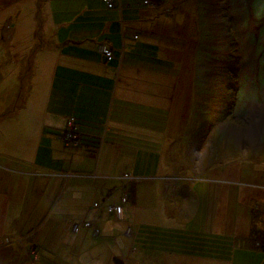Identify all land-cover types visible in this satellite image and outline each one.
<instances>
[{"label": "rangeland", "instance_id": "rangeland-1", "mask_svg": "<svg viewBox=\"0 0 264 264\" xmlns=\"http://www.w3.org/2000/svg\"><path fill=\"white\" fill-rule=\"evenodd\" d=\"M121 1L123 9L108 10L103 0H25L21 4L0 0V126L3 120L37 123L73 118L81 133L106 144V173L111 164L118 163L122 172L113 169L112 180L100 186L105 190L98 191L96 198L93 192H84V198L89 199L78 205L80 214L74 222L85 221L87 214L91 220L95 215H106L94 204L104 205L102 200L109 193L106 206L120 203L123 193L130 194L134 188L139 192L137 219L146 225L180 224L191 233H207L216 224L226 229L236 216L247 225L246 214L260 211L259 203L264 202V0ZM113 15L117 18L112 20L116 23L112 35L100 37L103 24ZM49 20L53 27L45 30ZM134 35L140 39L134 40ZM107 40L114 44L116 55L125 58L123 67L134 69L131 76L119 71L114 78L115 64L108 65L99 51ZM57 52L74 56V70H66L68 76L63 78L68 79L71 96L65 91H51L45 75L48 70L36 68L37 54ZM82 60L88 61V69L113 74L105 82L79 73ZM102 83L107 85V93L98 90ZM70 98V103L80 108L61 109L60 115H55L52 105L68 103ZM105 103L104 120H112L110 130L99 122V107ZM86 108L92 111L91 117L86 115ZM1 128L0 264H8L13 254L16 261L23 252L17 245L5 249L10 244L3 233L15 231L25 240L32 233L43 232L51 241L58 231L54 221L58 205L67 203L65 194L70 190L62 183L54 186L56 179L50 176H56L55 169L87 170L78 169L84 164L72 165L79 160L72 161L69 156H77L78 147L73 146L75 141L70 147L59 141L55 129L49 131L54 139L41 138L36 126V135L27 133L24 150L18 154L12 142L2 143ZM82 147L81 161L86 158L85 165L90 164ZM138 152L150 155V163L140 157L138 177L131 174L135 185L126 187L121 178L131 171ZM167 176L184 182L191 194V206L185 200L186 190L176 194L166 191V181L160 178ZM25 183L28 189L23 201ZM34 187L42 194L40 198ZM128 206L132 208L131 203ZM167 211H177V218L171 219ZM234 220L230 222L236 223ZM123 226L121 242L98 236L91 245L80 242L73 247L66 234L69 252L65 245L53 252L41 241L35 263L84 264L82 256L89 252L100 264H122L121 250L131 252L136 239L126 237L130 227ZM136 226L138 230V224H133L134 231ZM159 240L162 242L161 237ZM105 241L108 245L103 247ZM142 245L145 248L138 245L139 250L131 253L133 261L127 264H161L158 257L165 261L167 253L177 257L171 263L168 256L166 264H179L184 256L183 252L154 248L147 242ZM146 250L150 256L140 259ZM198 252L187 257L193 264L225 256ZM195 256L202 259L197 262ZM252 264L264 261L255 259Z\"/></svg>", "mask_w": 264, "mask_h": 264}, {"label": "crops", "instance_id": "crops-1", "mask_svg": "<svg viewBox=\"0 0 264 264\" xmlns=\"http://www.w3.org/2000/svg\"><path fill=\"white\" fill-rule=\"evenodd\" d=\"M16 1H20V4L21 2H25V0H16ZM122 7H123V4H122V1L120 0V2L116 5L115 9L119 8L121 10L123 9ZM49 16L52 17L51 15ZM116 18H117L116 15H113L111 17L109 16V21L103 24V27H102L103 31H99V32H102L100 37H103L105 35L107 36L108 34L112 35L111 30L113 29L114 25H116V23L112 22V20L114 21ZM53 24L54 23H52V21L49 20L44 25V29L49 30L50 28L53 27ZM139 39L140 38L138 36V40ZM102 47H105L112 51L113 56H114L113 60H110V61L107 60V58L103 55L101 51ZM59 49H55V50L59 51ZM115 50L117 49L115 48L114 44L111 43L110 40L105 41L99 47L101 58H103V60H105V62L108 63V65L115 64L114 66L117 71L115 70L116 72L114 74V78L117 77V72L119 71L120 73L127 71L128 74H126V76L127 77L131 76L134 72V69L124 68L123 62L125 58H122L123 55L117 56ZM35 62H37V67H36L37 69L42 67L41 69H38V70H41L42 72L45 71L46 69L48 70V72L46 71L45 75L49 77L48 83L52 87L51 91L58 92V93H60L61 91H65L66 93H69V95L71 94L70 91L72 89H70L69 88L70 86L67 84L68 79L63 80V78L65 76H68L67 71H70L69 68H72L74 70V64H73L74 56L64 54L63 52H60V53L57 52L55 54H42V55L39 53L35 57ZM88 66H89L88 61L82 60V64L79 65V67H81L82 69H78V72L84 73V74L89 73L90 77L103 79L105 82H107V79H108L107 76L113 74L109 70H107V72L102 71L103 73H106V74H102V72H97L92 69H88ZM92 72L94 74H92ZM64 73H66V75ZM69 74L71 75L72 73L70 72ZM123 76H124V73H123ZM59 83L61 87L58 88L57 84ZM81 85L85 86V83H81ZM116 87L118 88V85L115 86V89ZM98 90L100 92L107 93L108 92L107 85L105 83H102L101 87H99ZM88 98L90 97L88 96ZM71 99L73 98H70L68 103H60V102L55 101L56 106L52 105V110H54V113H56L55 115L57 114L60 115V113L62 112L61 109L80 108L78 105H73L72 103H70ZM105 100H107V98ZM53 102L54 100L51 99V103ZM104 105H106V103L102 104V106L99 107L100 108L99 115L101 116V120H99V122L104 127V129L110 130V128L112 127V120H104L107 114V111H104L105 110V107H103ZM49 108H51V104ZM58 110H61V112H58ZM85 113L88 117H91L90 114L92 113V111L86 108ZM72 120L74 122V129L76 131L75 125L78 126V121L74 120L73 118L71 120H58V121L57 120H41L40 122H37V123L34 120H8V122L7 120H3L0 126L2 127L1 129L3 130V131L1 130L3 134L1 141L2 143L5 142L6 144H9L10 142H12L11 146L16 147L18 154H21V151L24 150V147H25V138L27 137V133L30 132L29 136H31V134L33 133H35L36 135V132H35L36 126L38 127L37 130H39V132L37 133L41 136V138L54 139L52 138L49 131H52V129H55L58 132L56 134L58 137L57 139L59 140L60 133L61 132L63 133L66 130H68L70 121ZM78 129L79 130L77 131V134L75 135L76 136L75 140H78L76 141L78 143L76 145L74 143L73 145V146L78 147L77 156H74V157L69 156V157L72 161L79 160L78 162H76V164L74 162L72 165H76L77 167H79L80 164H84L78 169H81V170L83 169L87 171H75V169L74 170L69 169L70 171H62V170L55 169L56 176H50L51 177L50 179L52 178L56 179L54 186H59V184L62 183V186L65 185L67 186V189L70 190L69 194H65L66 198H68L67 203L65 205L62 203L58 205L59 207L58 212L54 219L56 227L58 228V231L56 232L55 235L52 236L51 241L46 240L45 236L43 235V232H40L36 235L32 233V235L26 237L25 240L22 239L15 231L14 233H10V232H7L6 234L3 233L2 234L3 238H7L6 242L10 244L9 246L7 245L8 247L5 249H8L10 247L17 245L21 247V250L23 252V255L21 256L19 255V258H17L16 261L13 260V257H14V254H13L12 260H10L8 264H36L35 261L39 259L38 253L40 252V248L38 244L41 241L44 242L45 247H49L53 252H57L58 250L55 247H59L63 245L67 246V252H69L71 249V246L66 245V243L69 241V239L64 238L66 234H68L67 237H71L70 240H71V245L73 247L80 242L87 243L89 245L97 242L99 240V238L97 239L98 236L94 235V232L91 228H85V226L83 225L84 222H92L93 226L97 227L100 230L99 237L103 236V237L108 238V240L114 238L116 242L117 241L121 242L120 238L122 237V233H123L122 224L124 225L123 227L128 225L130 228H127V230L125 231V236L129 238H133L134 236H136V239L134 240V244L132 245L133 252H137L139 250L138 245H140L141 248H145L142 245L144 244V242H147L148 245L154 246V241H153L154 237H157V238L165 237L167 235V233L165 232L166 229L171 230L175 236H178L177 239L180 240L179 250L180 251L187 250L186 253L181 252L182 254H184V256L182 260H179L180 261L179 264H193L192 260L190 261L187 258L189 255H193V254L188 253L191 250H194V252H197V253H199L198 251H203V252L210 251L216 254L225 255L224 257L220 256L219 258H216L217 259L216 261L209 260V259L207 260L203 259L204 261L203 264H252V261H254L255 259L261 262L264 261V251L251 248L248 244L249 242L248 239L251 237L254 229L256 230L258 229L264 232V202L259 203L258 207L260 211L258 212L255 211V213H251V214L249 211V213L246 214L248 217L247 225L241 224L240 220L236 216L235 220L230 219L228 221L226 229H224L223 227H218L216 224V225H213L212 227L213 231H209L207 233L206 232L205 233L203 232L191 233L188 230H186L184 225H180V224L172 225L170 227H162L154 223L151 225L143 224V221H140V218L137 219V216L139 215V212H138L139 209L137 206L138 199H139L138 198L139 192H136V191H135V197H136L135 201H131V199H129V193L127 194L128 202L123 206V214L121 218H118L114 214H106L103 216L95 215L94 219L91 220V218H89L87 214V217H85L86 218L85 221L74 222V218L76 217L77 213L78 215L80 214V210H77L78 205H80V203L85 201V199H89V198H84V192L89 193V194L93 192V197L96 198L99 195L98 191L105 190V186H103L102 188L100 186L104 185L105 183L106 184L110 183V181L112 180L111 178H109L111 176L110 174H112V170L114 169L116 173L122 172V166H120V164L118 163L116 164V166L114 164H111L109 168L110 171L106 173L107 172V158L109 156V153H107L105 149L106 144L100 143V139L98 137H94L91 134L87 135L85 133H81L79 126H78ZM101 132L99 134H101ZM91 140L92 141L95 140L97 142H92ZM83 142H85L86 144H82ZM21 143H23L22 147H21ZM66 146L70 147L71 144L66 143ZM81 146H83L82 148H83V151L86 153V155L89 156L88 158L90 159L89 160L90 164L88 162V164L85 165L86 158L81 161L83 157L82 150H79ZM140 157L142 158L143 161L145 158H147V162L150 163V155H146V153L143 155H140V152H138L137 154H135V163L131 167V171H127V173L125 172L126 175L133 174V176L138 177V175H135V174L138 172V167H139L138 163H139ZM104 159H106V161H104ZM149 165L150 164L147 165L148 168H149ZM141 167H143V165ZM81 172H86V173H81ZM64 175H66V178L64 177ZM174 178L175 177L167 176V177H163L160 179H162L163 181H166L164 187L166 188V191L168 193L176 194L178 192L182 193L183 190H186V192H184L186 193L185 200H187L188 205L191 206V202L189 201L190 200L189 198H191V194L187 193L188 188L183 185L184 182L179 183ZM134 182H131L128 185L126 184V187L131 184L135 185ZM47 184H50V183H47ZM25 185H26L25 188H23L24 189V197L22 199L23 201L25 200V197L27 194L26 190L28 189V184L25 183ZM34 188L36 189L37 196L40 198L42 194L37 190L36 187ZM125 194L126 193H123V195ZM110 196H111V193H109V195L103 198L102 202L105 203L104 206H106L107 200L108 199L110 200ZM12 200L13 199H7L8 202H11ZM130 203L132 204V208L128 206V204ZM112 204H120V203H112ZM251 207L249 206L250 210H251ZM105 213L106 212L104 211L103 214ZM181 213L183 212L181 211ZM8 214H9L8 212L5 213L6 216H8ZM167 214L171 219H176L178 215L177 211L176 212L167 211ZM0 220H1V217H0ZM231 220L236 221V223H233V222L231 223L230 222ZM114 223L119 224L120 227L118 228ZM260 223L263 226L258 225ZM133 224H136V225L138 224V230H137V226L135 228L136 231L133 230ZM75 226L77 228L74 230ZM143 228H146L145 235H142L141 233ZM62 237L63 239H61ZM190 242L194 243L193 245L194 248H190V250H188L189 246L192 245V243ZM107 243L108 241H105L102 246L104 247L108 245ZM124 250L125 249L121 250L120 252L121 257L119 260L122 262V264L123 263L127 264L129 261H133V258L131 257L132 251L131 252L129 251V253H127ZM167 255L172 259L171 263H173L175 257H177V256H173L172 254L170 255L168 253ZM144 256L147 258L150 256L148 250L145 251V254L141 255L140 259H143ZM168 256L164 258L165 261L161 260L158 257L159 262L161 264L168 263L166 262V259ZM82 257L85 258L84 264H100V261L92 260L89 252L85 253ZM199 259H202V258L195 256V260L197 262Z\"/></svg>", "mask_w": 264, "mask_h": 264}, {"label": "built area", "instance_id": "built-area-1", "mask_svg": "<svg viewBox=\"0 0 264 264\" xmlns=\"http://www.w3.org/2000/svg\"><path fill=\"white\" fill-rule=\"evenodd\" d=\"M120 2V0H103V3L106 5L107 9L108 10H114L116 8V5ZM146 4L149 3V0H145L144 1ZM134 39H138V36H134ZM102 53L103 55L107 58L108 61L112 60L113 58V53L111 50L105 48V47H102ZM70 126V130L69 132L67 133H64L62 136L59 137V140L60 141H64L66 142L67 144H71L76 136H75V129H74V122L73 120L70 122L69 124ZM78 142L75 141V145L77 144ZM176 179V178H174ZM121 180L125 181L126 184H129L131 182H134L136 179H134L131 175H124ZM181 180H184V179H181ZM128 202V195L125 194L122 196L121 198V202L120 204H111V205H108V206H104V205H99L97 203L94 204V208L98 211H106L107 214H114L116 215L118 218H121L122 214H123V206ZM85 226V228H91L94 232V235L95 236H99L100 235V230L93 226V223L92 222H84L83 224ZM77 227L75 226L74 227V230L76 229ZM254 247L255 248H259V247H262V243L260 241H256L253 243Z\"/></svg>", "mask_w": 264, "mask_h": 264}, {"label": "trees", "instance_id": "trees-1", "mask_svg": "<svg viewBox=\"0 0 264 264\" xmlns=\"http://www.w3.org/2000/svg\"><path fill=\"white\" fill-rule=\"evenodd\" d=\"M113 59L114 58H112V60ZM69 128H70V126H69ZM67 132H69V130H66L65 132H63L62 134H60L59 137L62 136L64 133H67ZM74 133L76 135L77 134V131H75ZM74 141H78V140H74ZM133 187H134V185H133ZM135 198H136L135 197V189L133 188V190H130L129 199H131V201H135ZM165 232L167 233V235L165 237H161L162 238V242H160V240H159L160 237H158V238L157 237H154L153 238V241H154V246L153 247L154 248H158V249L159 248H164L167 251H169L168 249L173 250V251H176V252L180 251L179 250V242H180V240L177 239L178 236H175L174 233L171 230H168V229H166ZM257 240L262 243V247H259V248H255L254 247L253 243L256 242ZM248 241H249L248 244H249V246L251 248H254L256 250H262V251H264V232L263 231L258 230V229L257 230L254 229V231H253L251 237L248 239ZM190 243H192V245H191L192 247L189 246L188 250H190V248H194V246H193L194 243L193 242H190ZM183 251H185V252H183ZM186 251L187 250H181L180 252L186 253ZM188 253L194 254V255L195 254H198L197 252H194V250H191Z\"/></svg>", "mask_w": 264, "mask_h": 264}]
</instances>
